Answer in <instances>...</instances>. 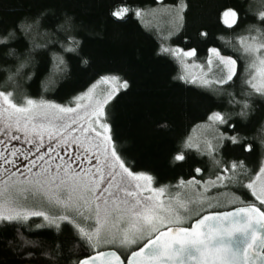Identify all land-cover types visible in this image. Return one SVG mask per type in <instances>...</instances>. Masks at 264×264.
Segmentation results:
<instances>
[{
	"label": "snow or ice",
	"instance_id": "1",
	"mask_svg": "<svg viewBox=\"0 0 264 264\" xmlns=\"http://www.w3.org/2000/svg\"><path fill=\"white\" fill-rule=\"evenodd\" d=\"M188 8L187 0H179L174 9L161 5L158 10L172 12L178 30ZM130 11L140 17L142 9L121 4L110 15L122 21ZM44 17L45 11H41L0 27V48L7 49L5 55L17 61L15 71L9 70L8 81L15 83L33 62L37 49L46 51L49 45L59 44L64 52H73L79 47L71 16L65 15L56 24V32L41 33ZM219 19L228 27L237 25L240 11L224 8ZM256 19L248 31L255 30L261 38L257 41L253 37V43L245 44V38L239 37L248 60V87L241 100L229 94V102L240 106L238 115L242 118L253 111L249 98L264 101V10L256 13ZM57 33L63 39H52ZM41 35L48 38L45 43L35 42L33 37ZM199 35L207 36V32L200 31ZM21 37L29 39L23 56L10 47L13 41L22 43ZM168 37L161 36L158 54L183 61L196 56V48L173 47L165 42ZM208 53V71L203 78L180 79L205 88L232 81L237 75V59L216 47L208 48ZM52 56L57 69L62 70L63 57L56 52ZM213 56L216 73L211 71ZM100 81L108 87L97 93L94 84L67 104L28 96L20 102L14 89H0V225L42 217L59 231L66 222L87 249L73 264H264V161L258 170L249 169L244 160L225 159L220 154L228 142L244 151L252 149L250 143H242L244 138L230 122L233 114L219 110L206 113L204 123L211 133L204 149L215 171L207 179L195 175L188 180L181 178L180 186H193L199 195L169 197L166 202L165 187L154 188L153 176L136 171L121 152L108 118L106 106L121 89L129 87V82L117 75L103 76ZM224 125L231 132L222 131ZM184 159L183 151L173 156L174 161ZM202 171L201 167L194 169L196 174ZM114 189L123 192L124 198L117 197ZM220 189L229 193L227 204L236 205L231 211H209L214 200L217 207L221 206L213 196ZM145 191L149 195L141 197ZM45 206L59 211H46ZM17 235L23 245L36 243L25 239L19 230ZM59 248L54 251L58 253ZM33 255L27 253L29 258ZM20 264L41 262L27 259Z\"/></svg>",
	"mask_w": 264,
	"mask_h": 264
},
{
	"label": "trees",
	"instance_id": "2",
	"mask_svg": "<svg viewBox=\"0 0 264 264\" xmlns=\"http://www.w3.org/2000/svg\"><path fill=\"white\" fill-rule=\"evenodd\" d=\"M177 3L179 0H0V27L45 11L41 33L46 30L56 32V24L68 15L76 25L74 34L79 41V47L73 52H64L59 44L49 45L46 51L37 49L33 52V62L15 78V83L7 77L9 70L15 71L17 61L15 57L5 55L7 49L0 48V89H14L15 98L20 102L28 96L67 104L101 77L117 75L129 82V87L118 92L106 106L118 147L136 171L153 176L156 187L175 188L181 178L188 180L195 175L197 179L201 176L207 179L215 171L204 149L198 150L189 141L193 131L205 124L206 113L211 110L232 113L230 122L236 124V131L244 138L242 143L252 145L251 150L244 151L228 142L220 149V154L225 159L244 160L249 169L258 170L264 160V101L249 98L253 111L247 118H242L238 115L240 106L229 102V94L237 100L244 98L248 87L245 83L248 60L239 37L243 36L244 41L261 38L255 30L248 29L257 23L256 13L264 10V3L262 0H187L189 8L185 22L178 30L171 31L170 37L163 34L168 37L165 42L173 47L196 48L194 60L198 64H206L210 47L237 59V75L233 80L211 88L180 79L178 60L158 54L163 35L146 26L134 11L122 21L110 15L121 4L146 11L161 5L174 7ZM227 7H236L240 11L237 25L228 27L219 19V13ZM200 31H206L207 36H200ZM57 37L63 39L60 33L52 39ZM33 39L45 43L48 38L41 35ZM21 41H13L10 47L23 56L29 39L21 37ZM52 52L63 57L62 70L57 69ZM29 73H32L31 78H28ZM221 130L231 132L226 125L221 126ZM177 151L184 152L183 161L173 160ZM196 167L203 171L196 174ZM220 192L228 193L224 189ZM33 222L38 224L39 219L0 225V264H20L27 259L41 264H73L87 251L66 223L58 231L36 228ZM17 230L25 239L36 243L23 245ZM58 245L57 253L54 250ZM28 252H32L33 257L29 258ZM44 252L49 255L44 256Z\"/></svg>",
	"mask_w": 264,
	"mask_h": 264
},
{
	"label": "rangeland",
	"instance_id": "3",
	"mask_svg": "<svg viewBox=\"0 0 264 264\" xmlns=\"http://www.w3.org/2000/svg\"><path fill=\"white\" fill-rule=\"evenodd\" d=\"M158 1L161 2L162 0H158ZM159 8L160 7L156 8V9L146 10V11L144 10L141 12V16L139 18L142 20V22L146 26H149L150 28L155 30L160 35L165 34L166 36H168L169 32H171L173 30H177L176 29V23L174 20V16H173L172 12L161 11V10H158ZM168 8L174 9V7H168ZM253 42H254L253 39H249L248 41H244L245 44H249V43H253ZM177 60L181 66V76L185 77L186 79H190L192 76H196L198 78H203L204 75L208 71L206 64H204L205 65L204 68H201L200 67L201 64H198L197 62H195L194 57H188L186 59V61L179 60V59H177ZM213 61H214V63H213L211 71H212V73H216L217 70H216V65H215V56H213ZM195 84H198V83H195ZM95 85H96L95 91L97 93H99L101 90L108 87L107 85H105L100 80H98L95 83ZM92 86L90 88H92ZM88 90L84 93H87ZM121 90H123V89H121ZM86 102L87 101H85V103ZM210 133H211V129L207 128L205 126V124L197 127L193 131L191 137L189 138L190 144H192L195 147H197V145H198L199 148L204 149V142H205V140L210 139ZM204 151L206 152L205 149H204ZM141 183H143V182H141ZM152 186L154 188H157L155 186L154 182L152 183ZM130 190H131V188H130ZM113 191L115 192L117 197L124 198L125 194L123 192H116L115 189ZM151 194L155 195V193H151ZM140 195H141V197H143V196L149 195V193L147 191H145V192L140 193ZM198 195H199V193L196 192V190L193 186L185 187V186L179 185L178 187H175V188L165 187V195H164L163 199H165V201L167 202L169 197H177L180 199H184V198L189 197V196H198ZM213 196L216 199H219L222 202V204H221V206L217 207L215 205V200H214L213 201L214 206L212 209H209V211H215V210L223 211V210H227L228 208L236 206V205H232V204H227V200L230 199V196L228 193L219 192V194L217 195L215 192H213ZM44 210L50 211V212H57V213L59 211V209H57V208L49 209L47 206L44 207ZM31 219H39L38 224H42L43 228H54L52 226H49L47 224V222L43 221L42 217H30L29 220H31ZM25 222H27V221H25ZM21 223H24V222H21ZM64 223H66V222H62V224H64ZM104 250H106V249H104Z\"/></svg>",
	"mask_w": 264,
	"mask_h": 264
},
{
	"label": "water",
	"instance_id": "4",
	"mask_svg": "<svg viewBox=\"0 0 264 264\" xmlns=\"http://www.w3.org/2000/svg\"><path fill=\"white\" fill-rule=\"evenodd\" d=\"M232 210V208L231 209H228L227 211H231ZM225 211V210H224Z\"/></svg>",
	"mask_w": 264,
	"mask_h": 264
}]
</instances>
